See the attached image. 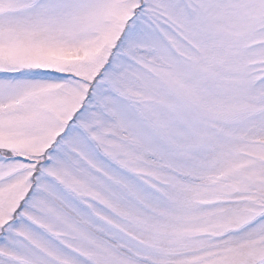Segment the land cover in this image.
Returning a JSON list of instances; mask_svg holds the SVG:
<instances>
[{
    "label": "snow or ice",
    "instance_id": "obj_1",
    "mask_svg": "<svg viewBox=\"0 0 264 264\" xmlns=\"http://www.w3.org/2000/svg\"><path fill=\"white\" fill-rule=\"evenodd\" d=\"M0 264H264V0H0Z\"/></svg>",
    "mask_w": 264,
    "mask_h": 264
}]
</instances>
